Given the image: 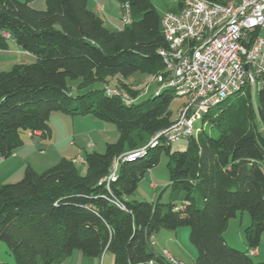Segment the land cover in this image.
I'll return each instance as SVG.
<instances>
[{
  "label": "trees",
  "instance_id": "obj_1",
  "mask_svg": "<svg viewBox=\"0 0 264 264\" xmlns=\"http://www.w3.org/2000/svg\"><path fill=\"white\" fill-rule=\"evenodd\" d=\"M32 1L0 0V48L13 40L36 56L0 71V157H10L27 135L37 144L49 139L55 112L112 122L120 138L105 152H87L84 172L62 158L43 171L27 165L20 180L0 184V241L17 264L60 263L75 250L98 258L111 251L113 264H173L151 241L160 230L180 227L190 229L192 264H264L250 253L264 233V81L256 92L247 88L204 113L186 148L163 140L148 145L171 123L176 96L167 87L156 92L158 85L142 95L126 80L165 70L160 50L168 42L152 0H119L131 20L117 30L88 0H45L44 9ZM73 85L83 92L75 95ZM140 146L144 153L126 157ZM163 151L169 201L131 199ZM117 162V176L109 178ZM240 211L251 216L243 250L224 235Z\"/></svg>",
  "mask_w": 264,
  "mask_h": 264
},
{
  "label": "built area",
  "instance_id": "obj_2",
  "mask_svg": "<svg viewBox=\"0 0 264 264\" xmlns=\"http://www.w3.org/2000/svg\"><path fill=\"white\" fill-rule=\"evenodd\" d=\"M122 20H131L128 6ZM161 25L168 46L160 50L165 70L153 78L156 92L171 88L185 101L148 145L188 139L200 128L199 116L234 93L247 88L256 92L264 81V0H183L180 10L162 14ZM107 90L120 93L117 88ZM150 90L148 84L141 94ZM145 148L129 151L126 157L141 155ZM118 165L109 178H116ZM162 254L173 264H183L167 249Z\"/></svg>",
  "mask_w": 264,
  "mask_h": 264
},
{
  "label": "rangeland",
  "instance_id": "obj_3",
  "mask_svg": "<svg viewBox=\"0 0 264 264\" xmlns=\"http://www.w3.org/2000/svg\"><path fill=\"white\" fill-rule=\"evenodd\" d=\"M152 2L161 15L167 10H172L174 6H178V0H152ZM260 34L264 36V28L260 29ZM8 46V48H0V71H8L16 65H25L36 61V56L34 54L22 50L12 40L9 41ZM155 75L156 74L136 72L126 80L132 86L138 88V93L141 94L148 84L152 89L156 86V81L153 80ZM73 83L75 84L76 82ZM95 86L99 87V85ZM73 92L76 95L80 92L82 93L83 91L79 90L76 85H73ZM237 95V93L232 94L230 96V99H234ZM184 101L185 99L182 96L176 95L174 97L170 105V110L173 113V117L176 116L177 110ZM211 110L213 112H216L218 108L213 107ZM60 115H64L63 117L66 121L65 126L63 124V127H67V129L71 133V140H75L76 146L69 151L74 152L76 155H79L80 153L82 156H85L87 152L93 151L105 152L108 143L117 142L120 138V133L112 122L97 118L92 114L73 115L69 113H60ZM201 121L202 117L199 116L196 122L197 124L201 125ZM205 128L207 130L210 129L209 121L206 122ZM151 139L152 137L150 138L148 144L150 143ZM90 143H92V145H90ZM82 146L85 147L80 149V147ZM173 146L176 148H186L187 139H181L173 143ZM142 147H136L133 150L140 149ZM45 149L46 151H40L39 149H37L29 159V162L34 166L33 168L37 171H43L44 169L57 164V162L59 161L57 157V147H46ZM168 161V155L163 151L160 155L159 163L151 170L146 172L144 178L139 182L138 188L136 189L135 193L130 198L135 200L147 201L157 200L158 198H160V200L163 202L169 201L171 190L169 187H167L170 179L167 166ZM76 165L80 172H84L82 169L83 165L78 162V159L76 161ZM152 175L154 177H152ZM154 180L157 182L156 187L152 185ZM250 222L251 216L248 211L238 212L237 216L231 218L228 222L226 234L227 241L232 244L233 240H236V242L241 241L242 235H244L246 238L245 229L250 224ZM179 229V242L171 244L169 242L166 243L165 234L169 233L170 230H160L155 233L154 237L152 238V248L158 255L162 254L164 248L171 250L172 252L173 249H175L179 252V254H181L179 258L181 259L180 261L183 264H192L193 258L196 256V248L189 239L190 229L188 227H180ZM172 233H174L175 235V232ZM233 246L242 250L244 249L239 244H235ZM259 246L260 254L252 255L253 259L256 262L264 260V233L262 235ZM94 258L95 257H85L84 259L86 262H84L83 264H113L114 254L111 251H107L103 254L102 257L98 258L97 262ZM66 259H69L67 262L68 264H81L79 259L75 255H70ZM0 264H17L15 258L11 255L8 245L5 241H0Z\"/></svg>",
  "mask_w": 264,
  "mask_h": 264
},
{
  "label": "crops",
  "instance_id": "obj_4",
  "mask_svg": "<svg viewBox=\"0 0 264 264\" xmlns=\"http://www.w3.org/2000/svg\"><path fill=\"white\" fill-rule=\"evenodd\" d=\"M236 1H240V0H236ZM31 5L35 8L42 9V8H45L46 1L45 0H33L31 2ZM88 6L90 9L95 11L101 17L103 24L109 29L117 30L124 26V23L122 20V16H123L122 4L120 3L119 0H88ZM180 8H181L180 6H174L172 10L178 11L180 10ZM63 116L64 115H60V113L58 112H55L52 114L51 116L52 136L49 139L40 140L42 141L41 144H37L34 142V140L30 136L27 135L25 144L19 147L18 149H16L10 157L8 158L0 157V184L7 183L9 181L14 182V181L21 179L24 175L26 165L29 164L32 167H34L29 162L30 157L36 152L37 149H39L40 151H46L45 149L46 147H53V146L57 147L56 150H57V155H58L57 157L59 161L62 158H69V159H73L76 162L78 159V162L83 165V168H82L83 171H85L86 166L84 163V156H82L80 153L79 155H76L74 152L69 151L70 149L74 148L76 144H75V140H71V133L69 132L67 127H63V124L65 126V122H66ZM90 145H92V143H90ZM84 147L85 146H82L80 147V149ZM152 177L154 176L152 175ZM152 185L156 187L157 182L154 180ZM172 232H175V235ZM179 233H180V229L170 230L169 233H166L165 234L166 243L169 242L171 244V243L179 242V239H178ZM226 234H227V227L224 231L225 238L227 237ZM233 243H232L233 245L235 244L241 245V247H243L244 249L247 247V241L244 235H242L241 241L236 242V240H233ZM168 251L178 261L181 260L179 258L181 254H179L178 251H176L175 249H173V252L171 250H168ZM255 252L256 253L253 255L260 254V246H258L255 249ZM73 255H75L79 259L81 264L86 262L84 258L88 257V256H85L80 250H75L72 253V256ZM94 259L96 262L98 261V257H95ZM68 260L69 259H65L60 264H68L67 263Z\"/></svg>",
  "mask_w": 264,
  "mask_h": 264
}]
</instances>
